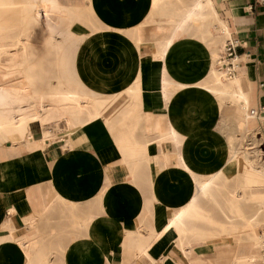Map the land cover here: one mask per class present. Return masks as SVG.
<instances>
[{"label": "crops", "instance_id": "1", "mask_svg": "<svg viewBox=\"0 0 264 264\" xmlns=\"http://www.w3.org/2000/svg\"><path fill=\"white\" fill-rule=\"evenodd\" d=\"M56 1L68 9L92 8L93 16L73 25L70 37L51 36L62 45L42 86L93 103L102 115L63 118L52 127L55 138L44 145H39L40 125L27 133L29 144L0 145V264H264V246L255 237L264 238V226L240 236L247 243L237 248L208 251L196 244L235 237L205 238L213 234L208 223L216 216L213 207L205 209L206 223L187 208L196 178L218 170L228 158L218 126L222 112L215 113V131L205 123L204 111L191 115L194 102L187 94L167 97L162 89L166 67L175 79L180 72H203L194 60L183 61V56L195 58L196 38L173 34L176 48L168 61L161 32L153 42L132 32L152 23L148 0ZM212 2L231 38L239 41L238 74L253 85L255 108L264 107V0ZM88 22L98 30L82 26ZM45 51L37 49L36 55ZM135 82L136 97L118 95ZM111 97L116 98L103 111L102 100ZM180 238L196 248L195 258L184 255Z\"/></svg>", "mask_w": 264, "mask_h": 264}, {"label": "bare ground", "instance_id": "2", "mask_svg": "<svg viewBox=\"0 0 264 264\" xmlns=\"http://www.w3.org/2000/svg\"><path fill=\"white\" fill-rule=\"evenodd\" d=\"M190 1L189 10L186 8H184L183 12L177 10L175 14L177 16L176 18L183 15L182 13L187 14L186 19L190 22L189 26L193 29L192 31L190 30V33L196 38L194 41L196 46H192L196 47L197 50L195 58L188 57V59L190 61L194 60L196 68L203 71L202 73L195 72L196 76L191 82L189 90V94H191L189 96L192 100H190V97L189 100L201 106L206 116L212 114L211 109H213L214 112L219 111L220 102L224 100L225 104L229 105V107L237 108L240 111L243 115V122H241V118L239 117H234V119L238 126L244 125L245 127L250 121L257 120V117L253 114L255 105L250 92L247 75L241 76L238 74L239 69H241L238 65V58L240 55L227 58L225 54H220L221 50L222 53H225L226 43L231 39V31L228 25L219 17L212 0ZM158 2L159 0H149V7L156 8L159 4ZM56 8L62 12L61 14L72 10L62 7L56 0H0V145L16 141H23L26 145L29 144L27 142V133L31 130V127L35 125H40L42 127L43 140L39 145H44L46 142L55 138V132L52 131V127L59 126L63 118L68 116L71 117V114L75 113H84L88 120L102 115V112L96 108L95 104H82L80 100L75 99L67 92H62L61 89H54L50 93H43L41 91H36L34 89L35 86L32 87V85L28 83L34 80L30 75V68L28 66V64H30L28 61L29 57L27 58L29 51L34 49L37 50L36 48L38 47L40 49L44 45V49H49V52L52 51V49H56L57 51L61 46L55 44L56 42H53L50 35L46 36V42H40L41 40H35L33 42L29 35L35 28L32 29L29 27L30 25L26 27V22H35L36 25L37 22H48L52 18V14ZM166 8L168 9V7ZM172 12H174V10H172ZM165 13H167V11H165ZM14 14H16L19 19L14 16ZM59 16L60 14L56 16V19ZM175 19L171 20L169 17H166L165 21H163L164 24L157 25L164 28V35L166 39H168L165 45L168 61L171 53L176 48V41L170 38L173 34H175V38L179 36L178 33H180L174 31L178 22V20ZM15 20L17 23H14ZM52 20H54V18H52ZM17 24L19 25L16 26ZM52 24L54 25V22ZM16 30V42L14 43L12 42V34ZM119 31L126 32L128 29H120ZM62 33H66V31H62ZM27 37L29 39H27ZM28 40L32 41L30 46L33 47H27V43L29 45ZM15 46L17 48L11 52L10 49ZM162 46H164V43H162ZM34 53L36 52L34 51ZM40 55H37L36 58L40 59ZM167 70L168 68L166 67L163 81H165L167 77ZM136 83L137 93H139L138 82ZM206 87H210L211 89ZM209 90L214 91L216 95H210ZM132 91L133 88H128L123 92L132 94ZM28 100H31L33 104L31 114H25L22 108H15L23 107ZM256 113L258 114V119L259 117L261 118V121H259L260 131L264 132V112L261 110V107L257 109ZM67 123L69 127L73 125L71 120L67 121ZM58 129L57 127L55 131H58ZM171 132L172 130L170 133ZM169 137L167 132V139H169ZM181 139L182 137H180V140ZM236 141L237 140L232 138L229 141V145L233 146ZM241 153L242 152H237L233 154V161L230 167L240 169L246 166L257 171L259 174H263L259 160L256 158L257 156H254L255 161L250 163L248 155L251 153L247 151L243 154ZM136 154L137 152H135V155ZM255 165L259 166V168H255ZM227 171L228 170H223V168H221L212 173L201 175V182L193 188L195 194L194 199L189 205L187 204V208H190L191 212L197 211L200 203H204V205H200V207H206V204L208 205L207 199H210V201L218 207L227 224L236 223V218H238L240 219L239 221L242 222L238 224L237 231L253 229L257 232L258 228L264 226V184L261 185L259 182H256L253 186L244 188L235 184H224V181L221 182L220 186L226 189L229 195L226 200V208L230 213L229 216L220 208L218 202L214 200L215 191L213 188V186L217 184L215 182L216 177L220 174L226 175ZM248 214L249 216H247ZM155 228L158 229L156 223ZM186 233L187 230L182 226L181 238L183 240L186 239ZM171 234H173V232H171ZM255 237L256 240L261 243V246H264V238L259 237L257 234ZM181 238L179 241L180 243H177L179 248L187 258H195L197 255L196 248L193 247L190 242H181ZM229 239H231V237ZM236 240L238 243H227L222 246L234 245V247L237 248L242 244L239 242L243 240L240 237H237ZM196 244H199V246L202 245L200 243ZM22 249L24 251L22 252L28 257V246L22 247Z\"/></svg>", "mask_w": 264, "mask_h": 264}, {"label": "rangeland", "instance_id": "3", "mask_svg": "<svg viewBox=\"0 0 264 264\" xmlns=\"http://www.w3.org/2000/svg\"><path fill=\"white\" fill-rule=\"evenodd\" d=\"M158 3H159L157 5L158 7L156 6V8L149 7V9L151 10V16H153L152 17L153 18L152 23L140 25L139 27L135 28L132 31L137 36H140L142 33H145L149 37L150 41H152L151 39L156 37V34L158 31L164 35V28L160 27V25L164 24L163 21H165L166 17H169L171 20L175 19L177 17L175 15L177 10L179 12H183L184 8H186L188 10L190 9L189 6L191 4V1L190 0H159ZM166 7H168V9ZM171 9L174 10V12H172ZM165 11H167V13H165ZM61 13L62 12L56 8V10H54V12L52 14V18H54V20H52V18H51L50 21H48V22L47 21L37 22V25L35 22H31V21L26 22V27H28V25H30L29 27H31L32 29L35 28L32 30L34 33L31 31L33 34L30 33V35H29L31 37V40L33 42L35 40H41L40 42H46L47 41V38H46L47 35L54 37V36L58 35L57 32L62 33V31H64V32L66 31V33H63L64 37H70L71 35H73L72 33L74 32L72 30L73 25H75L80 20H82V18H85L87 21H90V16H93V9L88 8V9L83 10V11L79 10V9H77V10L72 9L69 12L66 11L63 14H61ZM58 14H60V16L56 19V16ZM167 14H168V16H167ZM182 14L183 15H180V17L176 18L178 20V22L176 24V28L174 29L175 32L176 31L180 32V33H178L179 35H184L186 33H190V30L191 31L193 30L192 27L189 26L190 22L187 21V19H186L187 14H185V13H182ZM14 16H16L18 18V16L16 14H14ZM219 16H220V13H219ZM15 22H16V20L14 21V23ZM53 22H54V25L52 24ZM28 23H30V24H28ZM19 24H21V23H19ZM19 24H17L16 26H18ZM158 24H160V25L157 26ZM80 25H82V24H80ZM82 26H84L88 30L97 29V27L91 25V23H89V22L87 24H83ZM90 26L92 28H90ZM16 34H17V30L14 31V33L12 34V37H13L12 42H14V43L16 42ZM43 35H45V36H43ZM27 39H29V38L27 37ZM52 40H53V42H55L56 39H52ZM167 40L168 39H166V37L164 35V39L162 41H159V42H161L160 46H162V43L166 44ZM32 41L28 40L29 45L27 43V47H33V46H30V43ZM153 41H155V40L153 39ZM55 44H57V43H55ZM58 45L61 46L62 44L60 43ZM44 46L40 49H44L45 48ZM15 48H17V47L15 46V47L11 48L10 50L12 51ZM31 49H33V48H31ZM36 49H39V47ZM34 51L36 52L37 50H35V49L31 50V51H29L30 54L28 53V55H27V58L29 57L28 61L30 62V64H28V66L30 68V73H31L30 75L34 79L28 83L31 84L32 87L35 86L34 89L38 92L41 91L43 93H50L55 88L52 89V88L44 87V86H42V84H43V81L45 79H47V77H48V68H49V66H51V63L53 61H55L56 53L58 50L56 51V49H52V51L49 52V49H46L45 54L40 55L41 56L40 59L36 58L37 55H36V53H34ZM220 54L224 55V53H222V50L220 51ZM156 56L158 57L159 54H157ZM45 61H46V63H45ZM183 61L186 64H188L190 62V60L185 58L184 56H183ZM238 64H239V61H238ZM30 66H32V67H30ZM239 66H240V64H239ZM177 75H180V79H175L173 76L170 75L169 71L167 70V77H166L167 80L165 79V81H163L162 89L164 90L167 97L173 96L177 92H180V93L187 94L188 100H189V97H190L189 95H191V94H189L190 84L194 80V77L196 76V74H195V72H192V73L180 72ZM247 80H248V84L250 86L251 95H252V97H254V87L250 83L248 76H247ZM134 84H135V86L133 87L132 94H130L128 92H124V93L118 94V95L119 96H121V95H132V96L136 97L138 95L137 83L135 82ZM206 88L211 89L210 87H206ZM58 89L60 90V88H58ZM125 93H127V94H125ZM209 94L214 95V96L216 95V93L212 90H209ZM115 98L116 97H111L110 100H106V101L102 100V104H101L102 110L105 111V109L110 105L111 102H113L115 100ZM190 100H192L191 97H190ZM190 105L191 106L189 109L191 110L190 112H192L191 115L193 117H196V116L200 117L201 112L203 110L200 109V107H198L197 105H195V103L190 104ZM25 106H27V107H25ZM32 107H33L32 101L28 100L26 105H24L23 107H15V108L16 109L22 108V110L25 114H31ZM211 110H212V114L210 116H208V119H207V121H205V123L210 124V126L213 127L216 131L217 115L215 114L216 112H214L213 109H211ZM220 111L222 112V115L220 116L218 126L226 138V142H227V146H228V158H227L226 162L223 164V166L220 167L219 169L223 168V170H228V171L226 172V175L220 174L215 179V182L217 184H215L213 186L214 191H215L214 192V200L217 201L220 208H222L224 210V212L230 216V213H229L228 209L226 208L227 207L226 206V200L228 199L227 197L229 195L227 193V190L224 189L222 186H220L221 182L224 181L225 182L224 184H235V185H238V186L244 187V188L253 186L256 182H259V184H261V185L264 184V132L260 131L259 121H261V118L259 117V119H258V114L256 113L257 109L255 107H254V113L253 114H254V116L257 117V120L255 119V120L250 121L249 124H247L245 127H244V125L238 126L235 119H234V117H239V118H241V122H243V115L240 113V111L237 108L229 107V105L225 104L224 100L220 102V109L217 112H220ZM232 138H234L237 141L235 144H233V146H230L229 141ZM245 151H247L248 153H251L248 155V158L250 159L249 160L250 163L255 161L254 156H257L256 158H258L257 160H259V164L261 165V168L263 170V174H259L257 171H254L251 168L246 167V166H244L240 169L230 167V165L232 164V161H233V154H236L237 152H242L241 154H243ZM255 168H259V166L255 165ZM200 182H201V175H199L196 178V185H198ZM225 197H226V199H225ZM207 202H208V205L206 204V207H203V208L200 207V205H202V206L204 205V203L202 202V203H200V205H198L199 209L197 211H192V212H194V216L192 218H194L198 221H202L203 223H206L208 220V217H206L204 215L205 209H209L210 207H213L212 210H213L214 214H216V216L214 215V222L212 224L210 222H208L209 225H212V227H213L212 228L213 234L211 236L205 237V238L211 239V238H217V237H221V236H225V235L235 236V237H231V239H229L225 243H217V242L200 243L208 251H215V249L217 247L222 246L223 244L238 243V241L236 240L237 237H240V236L246 237V236H249V233H253L252 232V231H254L253 229H251L252 231L250 229L243 230V231H237L236 229H237L238 224H240L242 222V221H239L240 219L236 218V223L227 224L225 222V219L221 215V212L218 209V207L216 205H214L210 201V199H207ZM247 216H249V214ZM217 219H219L218 222L216 221ZM221 219H223V222L221 221ZM198 233H199V236H201V237L203 236V232L199 231ZM243 242H245V240H243L239 243H243ZM142 246L139 247L138 250H141Z\"/></svg>", "mask_w": 264, "mask_h": 264}, {"label": "built area", "instance_id": "4", "mask_svg": "<svg viewBox=\"0 0 264 264\" xmlns=\"http://www.w3.org/2000/svg\"><path fill=\"white\" fill-rule=\"evenodd\" d=\"M239 41L235 38H231L227 41L226 47H225V56L227 58L236 57L237 55V49L239 48ZM262 86V85H261ZM261 110L264 112V107H261ZM264 123V120H263Z\"/></svg>", "mask_w": 264, "mask_h": 264}]
</instances>
